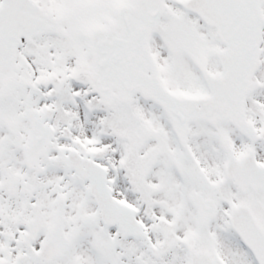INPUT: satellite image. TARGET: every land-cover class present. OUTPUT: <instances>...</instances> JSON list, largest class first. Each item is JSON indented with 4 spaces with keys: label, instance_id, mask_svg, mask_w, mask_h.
<instances>
[{
    "label": "snow or ice",
    "instance_id": "snow-or-ice-1",
    "mask_svg": "<svg viewBox=\"0 0 264 264\" xmlns=\"http://www.w3.org/2000/svg\"><path fill=\"white\" fill-rule=\"evenodd\" d=\"M0 264H264V0H0Z\"/></svg>",
    "mask_w": 264,
    "mask_h": 264
}]
</instances>
